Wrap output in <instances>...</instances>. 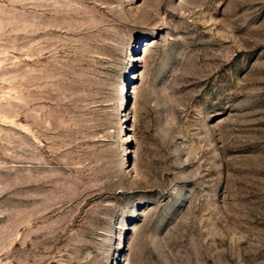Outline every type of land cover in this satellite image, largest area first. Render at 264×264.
<instances>
[{
	"label": "rangeland",
	"instance_id": "1",
	"mask_svg": "<svg viewBox=\"0 0 264 264\" xmlns=\"http://www.w3.org/2000/svg\"><path fill=\"white\" fill-rule=\"evenodd\" d=\"M0 264H264V0H0Z\"/></svg>",
	"mask_w": 264,
	"mask_h": 264
}]
</instances>
